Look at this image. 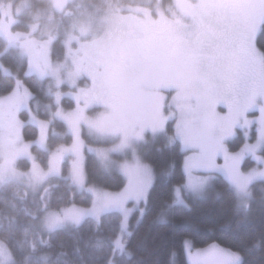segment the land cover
I'll return each mask as SVG.
<instances>
[{"label": "rangeland", "instance_id": "374dc122", "mask_svg": "<svg viewBox=\"0 0 264 264\" xmlns=\"http://www.w3.org/2000/svg\"><path fill=\"white\" fill-rule=\"evenodd\" d=\"M6 1L10 2L0 0V41L3 45L0 57L9 48H15L26 60L28 74L40 80H51L49 91L55 105L49 113L52 120L64 123L71 143L47 147L51 121L37 117L30 107V90L9 68H3L5 75L15 77V85L8 94L0 97V186L16 185L36 195L49 179L64 177L92 199L89 206L70 205L46 210L41 215L42 220L40 218L42 231L50 233L59 228L78 226L88 218L99 220L104 214L117 213L120 234L115 247L121 250L131 214L137 211L140 215L145 207L143 200L137 203V190L129 184L122 169L135 170L139 186L143 171L148 167L141 157V147L157 139L176 140L181 151L189 155V167L194 163L192 154L199 157L203 152L200 168L193 175L204 179L205 184L193 192L184 189L183 183L181 194L185 191L201 196L216 177L221 176L235 191L240 205H248L251 185L264 182V175L260 174L264 173L261 154L264 140L257 152L261 160L255 163L252 154L242 150L241 146L245 144L246 133L250 143L257 142L259 108L264 107V81L256 79L243 91H236L232 81L223 85L207 81L193 87L186 67L174 72L170 68L183 46L184 26L192 23L194 15L199 19L202 32L211 31L225 15L234 17L241 29L238 57L243 56L227 57L224 66L235 69L247 56L259 68L260 58L252 46V38L256 22L264 14V5L258 0H244L243 3L240 0H48L51 10L35 7L29 20L19 17L29 5L28 0H21L17 5L6 4ZM57 48H60L58 56ZM171 79L185 83L184 95H177L179 90L168 83ZM253 95L254 102L249 104ZM68 101L72 102L70 108L64 106ZM110 113L114 115V126L127 132L124 147H117L125 139L122 133L113 135L98 131ZM165 117H168L167 121ZM245 119L250 120L251 125H246ZM28 124L37 129L33 140L23 138V127ZM70 124L78 126L82 185L72 180L75 157L71 150L64 151L74 142ZM164 125L166 130L161 131ZM141 128L142 137L137 138L136 132ZM237 139L241 140L238 149L230 150ZM224 149H227L231 175L224 171ZM38 150L48 152L43 164L39 162L42 154ZM86 152L93 154L104 169L115 170L123 176L128 186L122 187V193L121 189L105 192L86 183ZM99 152L109 158L106 167ZM61 153L63 158L57 160L55 157ZM213 153L216 168L210 167ZM246 159L253 165L244 168ZM19 161L29 163L28 167L20 168ZM245 181L247 187L241 194L236 184ZM97 196L105 197L104 211L99 215L81 214L79 210L91 207L97 202ZM213 245L217 244L197 249H208ZM195 249L193 247V251ZM223 249L226 254H221L227 261L240 263L237 252ZM237 255L238 260L235 259ZM11 259L9 249L0 242V264H8Z\"/></svg>", "mask_w": 264, "mask_h": 264}, {"label": "trees", "instance_id": "16d2710c", "mask_svg": "<svg viewBox=\"0 0 264 264\" xmlns=\"http://www.w3.org/2000/svg\"><path fill=\"white\" fill-rule=\"evenodd\" d=\"M20 1L6 3L17 5ZM28 1L29 5L19 15L22 16L20 19L30 20L35 7L51 10L48 0ZM257 43L264 46V35L258 38ZM2 48L0 41V50ZM59 50L57 48L56 56ZM5 67L32 93L30 107L37 117L51 121L47 147L69 145L71 136L66 126L59 120H52L50 115L55 105L49 91L51 80H40L28 74L26 60L15 48H9L0 57V97L8 94L15 85V77L3 73ZM64 106L70 108L72 102L68 101ZM36 136L35 126L28 124L23 127L25 140H33ZM234 142L236 144L230 146L233 151L238 149L241 140ZM38 151L42 154L39 162L43 164L48 152ZM140 154L153 170L155 186L151 189L142 218L137 211L131 214L121 250L115 247L120 234V216L117 213L104 214L99 220L88 218L78 226L59 228L50 233L41 230L40 218L46 210L91 205V196L78 190L66 178L49 179L36 195L20 186H0V242L12 255L8 264H187L183 253L184 239L192 241L196 249L215 243L237 252L239 264H264V182L251 185L250 201L247 206H242L226 180L217 176L203 195L183 191L184 203L170 209L168 204L174 201L175 196L173 186H182L185 181L181 170L185 153L176 140L157 139L144 144ZM261 154L264 157V149ZM28 165L18 162L23 169ZM252 165L251 161L245 160L244 168ZM84 168L88 185L102 190L106 188L110 192L125 185L120 173L104 169L88 152ZM184 204L189 205L191 211ZM161 213H164L165 223L159 222Z\"/></svg>", "mask_w": 264, "mask_h": 264}, {"label": "snow or ice", "instance_id": "6c2138e0", "mask_svg": "<svg viewBox=\"0 0 264 264\" xmlns=\"http://www.w3.org/2000/svg\"><path fill=\"white\" fill-rule=\"evenodd\" d=\"M241 3L244 0H240ZM258 2L264 5V0H258ZM228 6V5H225ZM185 31L181 37L182 48L178 51L173 65L170 68V71H175L179 68L186 67L191 80L190 83L193 87L198 86L201 82H213L216 85H223L226 81H232L233 86L238 91H243L247 88L249 81L260 79L264 81V46H261L257 43L258 38L261 35H264V14H261L259 20L256 22L255 32L252 38V46L255 49V52L259 55V68L254 66L251 59L247 56L243 57L239 62V67L235 69H228L224 66V61L227 57H238L239 49H240V34L241 29L237 22V20L230 16L225 15L222 17L217 24L212 28L209 32H202L200 30V22L199 19L194 15L192 19V23L184 26ZM169 84L177 88L179 91L177 95H184L185 91V83L178 79H171L168 81ZM262 93H264V89H262ZM255 99V95L249 100V104L253 103ZM260 112V128L258 129V137L256 143H250V136L248 133L245 134V144L241 146L242 150H246L251 153L253 156V163L261 160V157L257 155L258 149L260 148V143L264 140V107L259 108ZM81 113H83V109H81ZM171 115V114H170ZM167 121L168 117L164 118ZM114 120V115L110 113L108 116L104 118L105 123H103L98 131L101 133H111L115 135L116 133H122L125 137L124 140L121 141V144L117 147L126 146V137L127 132L123 128L118 126H114L112 123ZM246 125H251V121L245 119ZM72 128V133L74 137V142L71 145V148H65L64 151L67 152L71 150L72 155L75 157L74 161V170L72 175V180L74 183L78 185H82L84 181L83 177V169L80 165V161L82 160L79 136H78V126H73L70 124ZM166 130V125L161 127V131ZM155 132V130H154ZM143 133V128L140 131L136 132L137 138H141ZM234 135V133H230ZM183 143V142H182ZM196 145L193 144V147ZM91 151V149H90ZM225 151V164L224 171L231 175L232 169L229 167L227 163V149ZM101 162H109L108 156L104 152L98 153ZM194 158V163L191 167H189L188 160L189 155L187 153L183 154V162L181 164L182 174L185 177L184 189L196 191L199 187L205 184V180L201 179L198 176H194L193 172L199 170L200 162L203 158V152L201 151L200 156L197 157L196 154H192ZM57 160H61L63 158V153L58 154L55 157ZM213 163L210 165L211 168L218 167L215 165V153L212 154ZM105 163V167H106ZM52 169H49L51 172ZM125 172L129 184L137 190L136 200L137 203L140 200H143L145 205V209L148 203V197L151 194V189L155 186L154 184V176L153 170L151 168L145 167L143 171V177L140 181V185L137 186L136 183V173L135 170H126L122 169ZM264 175V173H260ZM45 176L48 173H44ZM166 175H170V173H166ZM123 183V180H122ZM126 187L128 185H125ZM247 187V183L245 182H237L236 188L239 193L244 194L245 189ZM91 191V189H90ZM105 192L108 190L105 188ZM121 193L123 189L120 190ZM173 191L175 195V200L172 203L168 204V208H174L177 203H184L181 194V185L176 184L173 186ZM97 202L93 203L91 207L81 208L79 211L81 214L84 213H94L99 215L104 211L105 207V197L97 196ZM125 202L127 201V196L124 197ZM185 208L188 211H191V207L187 204H184ZM123 210V203L120 205ZM130 211V210H128ZM144 214V210L141 212V218ZM160 223H165L164 213H161L159 218ZM183 253L187 260V264H233L232 260L228 261H216L213 259V250L225 253L223 248H219L217 245L210 246L208 249H195L193 251V243L188 239H184L183 242ZM206 254V255H204ZM226 254V253H225ZM235 259L238 260L239 256H235Z\"/></svg>", "mask_w": 264, "mask_h": 264}, {"label": "water", "instance_id": "95a60500", "mask_svg": "<svg viewBox=\"0 0 264 264\" xmlns=\"http://www.w3.org/2000/svg\"><path fill=\"white\" fill-rule=\"evenodd\" d=\"M213 259L216 261H227V257L221 253L214 252Z\"/></svg>", "mask_w": 264, "mask_h": 264}, {"label": "flooded vegetation", "instance_id": "af4514ba", "mask_svg": "<svg viewBox=\"0 0 264 264\" xmlns=\"http://www.w3.org/2000/svg\"><path fill=\"white\" fill-rule=\"evenodd\" d=\"M245 55H247V54H245ZM245 55H244V56H245ZM242 56H243V55H242ZM242 56H241V57H242ZM241 57H238V58H241ZM238 58H237L236 61H238ZM255 81H256V80L249 81V84H248V86H247L246 89H248L249 87H251L252 83H255ZM235 90H236V89H235ZM236 91H238V90H236ZM246 91H247V90H246Z\"/></svg>", "mask_w": 264, "mask_h": 264}]
</instances>
